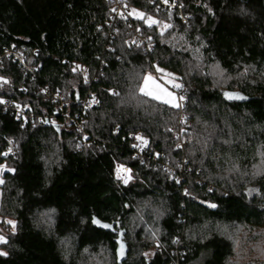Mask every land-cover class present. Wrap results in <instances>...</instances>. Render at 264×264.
<instances>
[{
    "label": "trees",
    "instance_id": "1",
    "mask_svg": "<svg viewBox=\"0 0 264 264\" xmlns=\"http://www.w3.org/2000/svg\"><path fill=\"white\" fill-rule=\"evenodd\" d=\"M120 1L159 23L119 19L117 0H0V98L35 116L22 127L0 106V264H264V0H168L187 23L153 0ZM14 49L35 74L6 55ZM157 69L190 91L183 149L178 108L140 92ZM38 87L63 94L64 116ZM92 95L99 104L84 111ZM115 162L134 171L128 186Z\"/></svg>",
    "mask_w": 264,
    "mask_h": 264
},
{
    "label": "built area",
    "instance_id": "2",
    "mask_svg": "<svg viewBox=\"0 0 264 264\" xmlns=\"http://www.w3.org/2000/svg\"><path fill=\"white\" fill-rule=\"evenodd\" d=\"M153 5H155L156 13L168 12L169 15L176 13L180 20L183 23H187L189 21V17H186L183 15V6L179 5L178 3H171L167 0H153ZM131 10L132 8L124 3H122L120 0H117L115 7H114V13L119 19L128 20L131 19ZM150 16H146L145 20H148ZM133 43L140 46L144 51L151 52L154 48V44L151 42L150 39L147 37H144L141 35L140 32H135L133 37ZM6 55L8 57H11L15 59V61L18 63V65L27 73L29 74H35L38 69L34 66H31L28 64L26 60V56L23 51L14 49L13 51L6 52ZM73 72L77 73L83 79L86 83H89V77L87 69L84 66H81L79 64L73 65ZM5 85V82L0 80V89ZM172 92L175 94L177 98V105H180L178 108L179 110V116H178V122L179 127L173 128L171 132L175 136V138L178 140V148L183 149L187 143L188 138L185 135V126H186V106L188 103V98L190 96V91L187 88L184 87H176V85L172 86ZM35 92L39 95L44 97L47 101L55 104L56 111L60 112L62 116L65 114L66 110V102L65 97L63 94L59 91L52 90L49 87H38ZM180 97H183V100L180 99ZM99 104V100L92 95L89 101L83 105L84 111H89L90 109L96 107ZM0 106L3 107L5 112L10 113L11 116L15 119L16 122L20 123L22 127H25L29 122H34V114L32 113L30 107L23 106L21 104L15 103V102H9L5 99L0 98ZM38 121H42L40 117L37 118ZM51 122H54V119L52 118L50 120ZM84 120L82 119H72V123L76 124V130L78 132L83 131L82 123ZM133 138V152L134 157L141 159L143 163H146L149 161V157L152 156L150 152L149 142L141 136L140 134H136L134 136H131ZM137 137H140V139H137ZM5 140V156L12 159H17L19 156V149L15 143H13L10 140ZM146 141V143H145ZM80 148L78 151H81ZM159 159V156L156 155L153 157V162L155 163L154 166L156 167L157 160ZM151 165V164H150ZM149 164L147 166H150ZM166 168L169 171V174L175 177V172L169 168V165H166ZM165 170V165H164ZM115 178L116 180L123 186H128L130 182L132 181V168H130L128 165L121 164L118 162H115ZM127 180V183L124 181ZM183 195L190 199L191 201H197L194 197L190 196L186 190H184ZM0 237L4 236L3 233L0 231ZM4 242H0V245H2Z\"/></svg>",
    "mask_w": 264,
    "mask_h": 264
},
{
    "label": "rangeland",
    "instance_id": "3",
    "mask_svg": "<svg viewBox=\"0 0 264 264\" xmlns=\"http://www.w3.org/2000/svg\"><path fill=\"white\" fill-rule=\"evenodd\" d=\"M133 17L143 18L141 15L140 16L138 15L137 11L131 10V17L130 18H133ZM145 17L143 18L144 20H145ZM152 20H154V19H152ZM147 22H148V20H147ZM149 77L151 79H148ZM174 85H178V84H176L174 81H172L168 77V74L166 72H164L163 70L157 69L156 72L150 73L147 75V77L145 78V80L142 84V88H145L146 91L150 93V95H146V96L151 97V98H153L157 101H160L162 103H165L164 101L168 100L170 102L165 103V104H169V105L174 106V105H177V98L171 90L172 86H174ZM157 96L160 97V99H156L155 97H157ZM188 141H189V139H188ZM167 164L169 165V168L171 169V165L168 162L165 164V170H163V171H165L166 174L169 175V171L166 168ZM0 177H1V175H0ZM134 178H135V173L132 170V181L134 180ZM257 193H258V191L255 189H250L247 191V195L249 197H252L253 195H256ZM0 199H1V191H0ZM158 248H159V242H157L154 245L152 250L146 251L144 253L145 256L148 258H151L152 255L154 254V252H156V249L158 250Z\"/></svg>",
    "mask_w": 264,
    "mask_h": 264
},
{
    "label": "snow or ice",
    "instance_id": "4",
    "mask_svg": "<svg viewBox=\"0 0 264 264\" xmlns=\"http://www.w3.org/2000/svg\"><path fill=\"white\" fill-rule=\"evenodd\" d=\"M165 2H167V0H165ZM141 16H142V14H141ZM148 23H149V25L151 26V25H153V24H157V23H159V22L156 21V20H152L151 17H149V18H148ZM168 27H170V25H167V24L163 25V28H164V29H167ZM148 79H151V78L149 77ZM176 87H179V85H176ZM140 92L143 93L144 95H150V93L147 92L145 88H141V89H140ZM169 95H170V94H169ZM155 98H156V99H160V97H158V96L155 97ZM180 99L183 100V97H180ZM164 102H165V103H169L170 101L165 100ZM174 106L179 107L180 105H174ZM137 139H140V137H137ZM145 143H146V141H145ZM124 182L127 183V180H125ZM213 207H214V205H213ZM8 223L12 224L11 221H9ZM93 223L99 224V221H97V220L94 219V220H93ZM13 227H14V224H13ZM102 227H110V226H109V225H102ZM0 242H4V241H3V237H0ZM121 248H123L122 245H121ZM0 255H5V253H0Z\"/></svg>",
    "mask_w": 264,
    "mask_h": 264
},
{
    "label": "water",
    "instance_id": "5",
    "mask_svg": "<svg viewBox=\"0 0 264 264\" xmlns=\"http://www.w3.org/2000/svg\"><path fill=\"white\" fill-rule=\"evenodd\" d=\"M225 95H226V97H228V99H230V100L232 99V97H234V95H233V94H230V93H226Z\"/></svg>",
    "mask_w": 264,
    "mask_h": 264
}]
</instances>
